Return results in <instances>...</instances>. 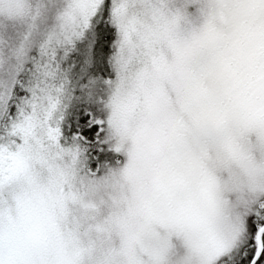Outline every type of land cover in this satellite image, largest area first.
Returning <instances> with one entry per match:
<instances>
[{"label": "snow or ice", "instance_id": "obj_1", "mask_svg": "<svg viewBox=\"0 0 264 264\" xmlns=\"http://www.w3.org/2000/svg\"><path fill=\"white\" fill-rule=\"evenodd\" d=\"M0 264H264V0H0Z\"/></svg>", "mask_w": 264, "mask_h": 264}]
</instances>
